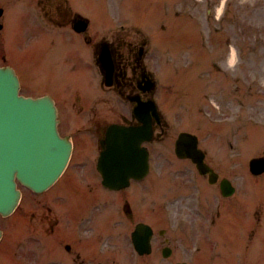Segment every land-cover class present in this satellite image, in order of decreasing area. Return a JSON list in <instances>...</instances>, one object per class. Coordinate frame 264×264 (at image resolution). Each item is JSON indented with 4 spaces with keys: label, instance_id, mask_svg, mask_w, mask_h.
<instances>
[{
    "label": "rangeland",
    "instance_id": "obj_1",
    "mask_svg": "<svg viewBox=\"0 0 264 264\" xmlns=\"http://www.w3.org/2000/svg\"><path fill=\"white\" fill-rule=\"evenodd\" d=\"M218 1H224L221 6L217 5L219 21H217L215 18H212L214 17L213 10L210 11L212 16H210L211 18L209 17L208 21L209 27L211 28L210 30L213 28L216 33L214 38L215 47L213 57L208 58L209 68L206 69L208 75H210L212 80H222L223 77H226L223 74L217 72V70H215V68L211 67L210 65L214 59L218 58L222 54L221 48L217 45L224 43L227 34L228 38H231L234 32H238L240 28V33L245 34L246 37L244 38L246 41L239 40L234 43L239 46H242L243 44L250 46L256 45L258 52L256 54H248L245 58L241 53V55H239V59L241 56V60H239V62L247 59V61L244 63L245 70H251L250 77H253L252 79H258L260 84L258 86L255 82L251 88H248L245 84H241V92L239 97L242 98L243 101L241 100L240 106L237 108L236 101H233V96H230V94L233 93L235 89V85L234 83L229 82L230 84L228 85L226 92L229 97L225 101V106L217 103L221 106L223 112L219 116L213 113V109L210 104L208 113L206 115H202L198 112L199 104L202 101V90H200V88L196 90L198 94L194 96V104L191 103L190 107H187L190 104L187 96L180 97L176 101V105L177 107L184 109L183 119L193 115V108L195 107L193 117L194 120H192L194 122H191L190 125L194 128L192 131L200 135V139L203 141L201 144L207 146L208 150L211 151L210 155L216 154L218 149H226V147H224L225 140H238L239 145H236L234 148L237 152H230L229 155H237L235 161H237L239 164H246L247 169L245 167L244 168L246 171H248L250 160L255 157L263 156L264 154V144L255 146L256 142L252 141L250 144H247L245 142L247 137L242 139L244 136H241V134L245 135V132L248 131L251 137H253L257 131L254 130L255 128L252 123H258L259 120L258 122L255 121L258 118L264 116V114L261 115V113L264 111V0H210L209 2L210 5H215L212 3H218ZM226 1L227 3H225ZM8 2H10V0H0V4L4 6H6ZM67 2L68 7L72 9L73 13H78L81 17L88 18L90 20L92 25V27L91 25L90 27L96 32L94 34L95 38L100 37L102 32L104 33L108 29L113 31L112 28H118L121 25H125L128 28L143 27L146 29L145 31L153 35L152 38L159 47V50H161L160 52L163 54L164 58L167 60L171 59L170 55L165 54L168 44L172 41L171 38L175 39L177 46H180V51L176 50L177 54H179V56H177L178 60H184V57L191 58L193 51L198 54L199 58H202V52L200 50L201 46L198 45L196 33H199L202 22H204V18H206V0H67ZM171 2L173 4V9L175 8V11L182 15V17L175 19L176 22L174 21V35L171 33V30H167L166 32L161 30V27L164 24H168L170 27L172 25L170 17L167 16L169 15V12L166 11L167 8L165 7L170 5ZM194 3H196L197 6L194 5ZM13 6L14 7L8 11L5 18L8 38L6 40V54L8 55L9 52H11L10 59L18 62L20 64L19 68H22L25 74L29 72L24 78V84L26 88H28V90L26 89V92L39 94L40 90H60V86H64L68 90H71L76 85L75 82H71L68 85H65L64 82L68 81L71 76H73L74 79L77 76L72 70L73 62L68 57L67 49L65 47H60L58 38H51L44 35V33L36 32L30 29L27 25H24L23 21L24 17H26L25 7H22L21 3ZM40 9L41 8L38 10ZM104 16L105 20L103 18ZM224 18L227 19L225 22L223 21ZM211 19H213L215 22H213V20L211 21ZM232 21L235 23H231ZM35 24L36 26L40 25V23L37 21ZM183 25H187L188 27H190V25L194 26L196 31L195 35L189 37L188 39L185 38L186 28L183 27ZM233 25L238 26L239 28L233 27ZM222 28H224L227 33L224 32ZM51 29L49 31L53 32V29L56 30V27ZM177 29L184 32V40L178 36L176 31H174ZM192 29L194 30V28ZM67 30L70 29L68 28ZM91 35L93 36V33H91ZM163 36L165 39H163ZM168 36L171 37L167 38ZM76 38L78 40L73 39L71 44L67 43L68 40H64V42L66 41V46H71V50H74L75 47L77 49L76 53L78 52L79 54H82V62L84 64L89 63V52L91 47L86 45L81 37ZM220 39H222V41ZM232 42L233 41L229 42V44L233 45ZM224 47H226V45ZM232 47H234V45ZM247 71L242 75L249 74ZM189 79L192 80L191 78ZM226 79L229 78L226 77ZM186 84L187 82L183 83V86L185 85L186 87ZM77 85L79 86L77 88L78 90H83L82 84L78 82ZM84 87L87 90H90L88 83L85 84ZM182 88L184 89V87ZM70 93H72V91ZM182 94L185 95L189 93L182 92ZM98 96L100 98L103 96V94H96L90 98L87 104L84 105L86 108L84 113H88V107L93 101L97 99ZM83 102L84 96L81 97V103L83 104ZM252 102H255L256 106L261 107L262 110L255 111V106L248 105ZM249 106L253 109L252 111H248ZM178 112H180L179 109ZM168 115L170 116L171 114ZM168 115L166 116L170 118ZM222 117H228L231 120V123L235 122L234 119L236 117H240L241 119L238 123H234V125H223L222 122H219ZM91 118H93V116H91ZM97 118V124L102 125L100 117ZM84 122V117L79 113L76 115V119L74 120L73 124L82 127ZM241 124H243V126L245 125L242 129L238 127V125ZM67 129H70V127H67ZM260 130L264 131V127H260ZM227 150L233 151L231 148ZM241 152L244 154L241 155L242 157H238ZM166 154H168V152H166ZM78 163L79 156L78 159H76L77 166ZM172 168L171 162L165 160L164 170L168 171ZM71 177L74 178L71 173H68L66 178L62 181L64 182L63 185L67 184V180H70ZM84 182L87 183L86 180H84ZM257 182L258 185L264 186V176L261 178L258 177ZM86 188L90 189V187ZM78 189L81 190L83 188L79 187ZM59 192L60 185L54 189H51L48 194L45 193L42 196L44 197V199H42V204L45 199L50 203L46 204L45 208L44 206L40 208V211H38L33 216H31L32 214H28L27 216L20 214V220L22 223L20 224L21 229L19 231L13 230L11 233L9 232L6 240L0 246V264H19L13 260V257L17 255L16 250L13 248L18 245V239L21 237L20 235L24 233V220L41 222L43 220L41 219L40 213L44 212L49 214L51 218H57L58 226L60 225V206L55 205L60 203ZM257 193L260 194L259 191ZM262 200L263 199L261 198L260 201ZM48 233H50V230ZM56 233L60 234V227L57 228ZM50 243L51 240L47 239L45 241L44 249L50 250ZM56 245L58 250H60V243L57 242ZM20 246L21 244L17 247ZM257 246L259 245L257 244ZM260 249H262V251L259 250V254L264 251V245L261 244ZM19 256L21 257V254H19ZM256 260L252 261L250 264H264V254L258 257Z\"/></svg>",
    "mask_w": 264,
    "mask_h": 264
},
{
    "label": "flooded vegetation",
    "instance_id": "obj_2",
    "mask_svg": "<svg viewBox=\"0 0 264 264\" xmlns=\"http://www.w3.org/2000/svg\"><path fill=\"white\" fill-rule=\"evenodd\" d=\"M123 54L124 53L122 52L120 53V59L118 60L117 65H118V68L122 70V72L126 73L128 65H133L137 61L136 59H131L129 54L126 56V58L123 56ZM125 85L127 86V89H126L127 92L134 93V94L137 93L136 83L134 80L130 79L129 81L125 83Z\"/></svg>",
    "mask_w": 264,
    "mask_h": 264
},
{
    "label": "water",
    "instance_id": "obj_3",
    "mask_svg": "<svg viewBox=\"0 0 264 264\" xmlns=\"http://www.w3.org/2000/svg\"><path fill=\"white\" fill-rule=\"evenodd\" d=\"M9 171H10L9 166L6 163L2 162L0 159V198L1 199L5 197L4 192L1 190L2 189L4 190V187L9 188V184L6 183ZM4 191L6 192V190Z\"/></svg>",
    "mask_w": 264,
    "mask_h": 264
}]
</instances>
